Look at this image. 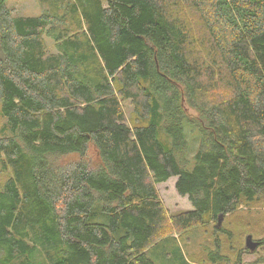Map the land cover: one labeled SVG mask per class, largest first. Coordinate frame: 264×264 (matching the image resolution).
Returning <instances> with one entry per match:
<instances>
[{"label": "trees", "instance_id": "16d2710c", "mask_svg": "<svg viewBox=\"0 0 264 264\" xmlns=\"http://www.w3.org/2000/svg\"><path fill=\"white\" fill-rule=\"evenodd\" d=\"M5 1L0 264H158L195 229L213 239L199 264H246L232 239L264 196V0H38L34 17ZM171 177L190 209H164Z\"/></svg>", "mask_w": 264, "mask_h": 264}, {"label": "rangeland", "instance_id": "374dc122", "mask_svg": "<svg viewBox=\"0 0 264 264\" xmlns=\"http://www.w3.org/2000/svg\"><path fill=\"white\" fill-rule=\"evenodd\" d=\"M6 6L12 9V15L14 17H34L39 14L38 0H6ZM48 46L53 49L52 41L46 38ZM129 105H125L126 113L130 110ZM2 120L0 118V126ZM73 159V156L67 158V160ZM175 178L171 177L165 182L156 184L158 195L161 199L164 209L168 214L176 213L179 211L188 210L191 208L190 202L187 197L178 195L174 187ZM242 207L238 213L241 221L246 219H252L250 224L251 232L240 231L232 240H241L243 247H245V237L248 234L252 235L253 240H260L264 236V196L257 202L255 206L247 208ZM226 223L229 229L236 226L237 221L233 219V216L223 217L222 224ZM249 224V226H250ZM248 226V230H249ZM166 238L163 242L159 243L158 247L154 249L153 257L158 264H199L201 259L205 258V247H212V238L209 237L208 232L203 229L190 230L177 238ZM219 240H226L224 237L219 236ZM246 248V247H245ZM258 248V246H257ZM254 251H249L244 256L246 264H261L260 258H264L263 249L258 248ZM231 258L234 256L231 254ZM210 264V261L204 262Z\"/></svg>", "mask_w": 264, "mask_h": 264}, {"label": "water", "instance_id": "95a60500", "mask_svg": "<svg viewBox=\"0 0 264 264\" xmlns=\"http://www.w3.org/2000/svg\"><path fill=\"white\" fill-rule=\"evenodd\" d=\"M222 219H223V215L220 214L218 219H217V223H216L217 227H219L221 225ZM259 243L260 242L258 240L257 241L253 240L251 234L246 235V237H245V247L249 251H254L257 248V246H259Z\"/></svg>", "mask_w": 264, "mask_h": 264}, {"label": "crops", "instance_id": "0c3cea01", "mask_svg": "<svg viewBox=\"0 0 264 264\" xmlns=\"http://www.w3.org/2000/svg\"><path fill=\"white\" fill-rule=\"evenodd\" d=\"M175 178V177H174ZM176 179V178H175Z\"/></svg>", "mask_w": 264, "mask_h": 264}]
</instances>
